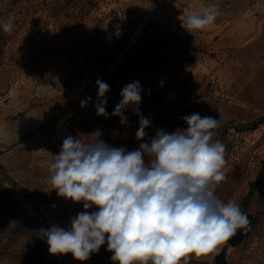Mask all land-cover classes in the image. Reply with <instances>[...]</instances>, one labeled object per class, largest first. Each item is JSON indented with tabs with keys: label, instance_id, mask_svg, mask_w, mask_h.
<instances>
[{
	"label": "rangeland",
	"instance_id": "374dc122",
	"mask_svg": "<svg viewBox=\"0 0 264 264\" xmlns=\"http://www.w3.org/2000/svg\"><path fill=\"white\" fill-rule=\"evenodd\" d=\"M210 4L220 13L212 25L183 27L185 14ZM10 17L13 30L0 28V181L20 200L18 224L25 228L33 215L67 228L84 211L48 183L66 137L92 142L99 133L109 146L133 151L199 113L220 120L214 139L226 147V179L215 195L236 200L255 221L235 247L224 242L179 264H216L223 249L230 264H264V179L254 186L264 174V0H0V22ZM90 56L93 67L80 71ZM97 79L110 85L106 108L113 89L139 81V111L151 122L143 141L132 107L124 124L114 111L97 115ZM27 255L15 254L12 264H26ZM112 255L107 243L83 262L60 254L63 264H113Z\"/></svg>",
	"mask_w": 264,
	"mask_h": 264
},
{
	"label": "clouds",
	"instance_id": "9594fccd",
	"mask_svg": "<svg viewBox=\"0 0 264 264\" xmlns=\"http://www.w3.org/2000/svg\"><path fill=\"white\" fill-rule=\"evenodd\" d=\"M210 4L200 13L190 11L182 22L189 32L203 30L219 15ZM10 17L0 22L5 33L13 30ZM97 115L106 116L105 94L110 85L96 80ZM141 85H125L113 116L127 122L124 110L138 115L136 139L143 141L151 126L140 114ZM91 97L81 101L87 106ZM187 127L169 133L157 130L137 150L111 147L99 140L84 142L68 136L50 165L48 183L59 197L83 202L84 211L67 228L53 224L38 230L51 254L71 253L86 261L107 243L113 264H179L188 253L213 252L250 221L236 200L222 201L215 185L226 179L225 145L214 139L220 120L192 113L182 117ZM95 206L96 211H88Z\"/></svg>",
	"mask_w": 264,
	"mask_h": 264
},
{
	"label": "trees",
	"instance_id": "16d2710c",
	"mask_svg": "<svg viewBox=\"0 0 264 264\" xmlns=\"http://www.w3.org/2000/svg\"><path fill=\"white\" fill-rule=\"evenodd\" d=\"M115 50V49H114ZM130 51V49H129ZM118 56V52H115L108 63L113 62ZM88 57L86 63L81 67L80 71L85 68H92V64L89 65L90 58ZM103 58V57H102ZM98 56L97 59H102ZM104 60V59H103ZM148 70V69H147ZM103 81V80H102ZM112 96L108 101L106 108L107 115L113 112L116 106L121 101V91L119 89L112 92ZM256 124H253L249 129L255 128ZM263 172L261 171L254 183V186H258L264 179ZM18 198H14L11 194V190L6 187L4 181H0V264H12L17 258L15 254L21 255L23 251L28 252V258L26 264H63L60 254H51L48 250V244L46 239L40 238L38 230L43 227L48 229L47 224L40 223L37 217L29 215V222L26 223L25 228L21 224H18L19 215V203ZM248 219L252 222L251 227L254 224L255 217L247 215ZM20 236H25V240L21 241L20 245L15 246L14 239ZM15 258V259H14Z\"/></svg>",
	"mask_w": 264,
	"mask_h": 264
},
{
	"label": "water",
	"instance_id": "95a60500",
	"mask_svg": "<svg viewBox=\"0 0 264 264\" xmlns=\"http://www.w3.org/2000/svg\"><path fill=\"white\" fill-rule=\"evenodd\" d=\"M249 220V219H248ZM250 221V220H249ZM252 222L250 221V226L244 230H238L236 235H234L229 241L226 243L230 245L231 247H235L238 245L243 238L249 233L251 229ZM214 261L216 264H230L226 258V251L225 249L221 250L220 253L215 255Z\"/></svg>",
	"mask_w": 264,
	"mask_h": 264
},
{
	"label": "crops",
	"instance_id": "0c3cea01",
	"mask_svg": "<svg viewBox=\"0 0 264 264\" xmlns=\"http://www.w3.org/2000/svg\"><path fill=\"white\" fill-rule=\"evenodd\" d=\"M239 23H240V22H239ZM239 23H238V24H239ZM238 24L236 25V26H237V29H238Z\"/></svg>",
	"mask_w": 264,
	"mask_h": 264
},
{
	"label": "built area",
	"instance_id": "2783aa9c",
	"mask_svg": "<svg viewBox=\"0 0 264 264\" xmlns=\"http://www.w3.org/2000/svg\"><path fill=\"white\" fill-rule=\"evenodd\" d=\"M86 79H88V76L86 77Z\"/></svg>",
	"mask_w": 264,
	"mask_h": 264
}]
</instances>
